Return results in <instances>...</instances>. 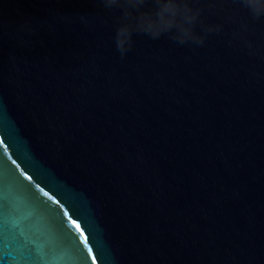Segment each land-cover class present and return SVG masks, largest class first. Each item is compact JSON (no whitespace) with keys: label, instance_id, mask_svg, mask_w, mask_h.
Here are the masks:
<instances>
[{"label":"water","instance_id":"1","mask_svg":"<svg viewBox=\"0 0 264 264\" xmlns=\"http://www.w3.org/2000/svg\"><path fill=\"white\" fill-rule=\"evenodd\" d=\"M0 221L10 264H264V0H0Z\"/></svg>","mask_w":264,"mask_h":264},{"label":"snow or ice","instance_id":"2","mask_svg":"<svg viewBox=\"0 0 264 264\" xmlns=\"http://www.w3.org/2000/svg\"><path fill=\"white\" fill-rule=\"evenodd\" d=\"M122 37H125L124 33H122ZM0 223H2V221H0ZM77 227L79 226L77 225ZM4 245H5V239H4L3 229L0 228V264H10L9 257L6 255V249Z\"/></svg>","mask_w":264,"mask_h":264}]
</instances>
